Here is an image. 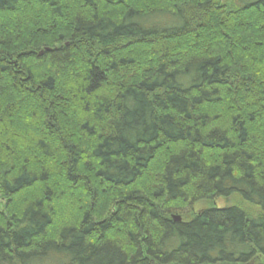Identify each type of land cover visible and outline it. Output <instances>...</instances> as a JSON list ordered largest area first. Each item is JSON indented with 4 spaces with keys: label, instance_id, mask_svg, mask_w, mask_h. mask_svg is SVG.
Returning <instances> with one entry per match:
<instances>
[{
    "label": "trees",
    "instance_id": "trees-1",
    "mask_svg": "<svg viewBox=\"0 0 264 264\" xmlns=\"http://www.w3.org/2000/svg\"><path fill=\"white\" fill-rule=\"evenodd\" d=\"M0 195V264H264V0H0Z\"/></svg>",
    "mask_w": 264,
    "mask_h": 264
},
{
    "label": "rangeland",
    "instance_id": "rangeland-1",
    "mask_svg": "<svg viewBox=\"0 0 264 264\" xmlns=\"http://www.w3.org/2000/svg\"><path fill=\"white\" fill-rule=\"evenodd\" d=\"M222 2L230 3V0H222ZM211 205H215L218 207L235 205L243 209L249 216H261V211L257 206L246 202L237 193H232L231 195L226 197L215 198L214 200L197 201L176 214L180 215L183 220H189L194 213ZM3 206L4 199L0 195V208H3Z\"/></svg>",
    "mask_w": 264,
    "mask_h": 264
},
{
    "label": "water",
    "instance_id": "water-1",
    "mask_svg": "<svg viewBox=\"0 0 264 264\" xmlns=\"http://www.w3.org/2000/svg\"><path fill=\"white\" fill-rule=\"evenodd\" d=\"M172 219L174 221H180L181 220V217L179 215H172Z\"/></svg>",
    "mask_w": 264,
    "mask_h": 264
}]
</instances>
